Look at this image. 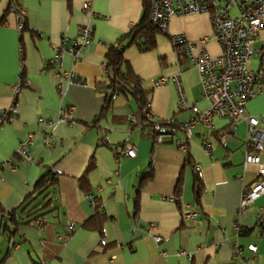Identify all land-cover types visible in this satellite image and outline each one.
<instances>
[{
  "label": "crops",
  "instance_id": "crops-1",
  "mask_svg": "<svg viewBox=\"0 0 264 264\" xmlns=\"http://www.w3.org/2000/svg\"><path fill=\"white\" fill-rule=\"evenodd\" d=\"M85 1L94 15L82 8ZM13 3L25 10L22 30L18 15L0 0V17L5 13L0 24V112L10 107L13 113L10 123L0 124V204L4 211L15 212L10 227L16 228L9 240L0 234V258L13 244L3 264H264V233L258 223L264 192L237 214L244 185L257 175L256 165L243 164L250 146L246 122L239 119L230 127L227 119L215 118L211 129L196 123L186 149L176 144L184 137L177 127L160 142L153 139L149 121L173 118L178 125L192 115L189 108L179 107L172 77L177 75L189 104L207 107L197 69L175 51L166 33L158 32L149 50L130 45L123 52L122 71L137 78L151 104L149 121L128 92L113 95L108 112L100 116L105 92L99 85L107 80L108 47L138 21L142 0ZM84 24L91 25L92 38L78 59L63 54L62 70L72 71L75 78L64 83L55 64L47 61L63 37L78 39ZM170 32L184 34L194 44V53L201 47L210 55L221 51L208 13L173 16ZM254 46L257 51L248 66L264 70V17ZM161 77L164 81L155 85ZM17 82L22 86L15 92ZM245 107L264 126V92L246 99ZM38 118L50 125L38 123ZM230 130L221 142L220 133ZM22 144L32 161L18 154ZM122 144L133 146L134 154L121 155ZM186 157L202 180L197 199ZM49 169L56 173V189L41 211H47V221L39 230L21 208ZM151 169L152 178L139 186ZM185 209L195 211L197 218H184ZM85 221L91 223L86 226ZM235 221L242 231L233 226ZM70 222L75 229L67 240H59L56 235ZM2 225L0 215V230ZM155 235L161 236L160 242L154 241ZM234 243L241 247L239 254ZM249 244L256 250L250 251Z\"/></svg>",
  "mask_w": 264,
  "mask_h": 264
},
{
  "label": "built area",
  "instance_id": "built-area-1",
  "mask_svg": "<svg viewBox=\"0 0 264 264\" xmlns=\"http://www.w3.org/2000/svg\"><path fill=\"white\" fill-rule=\"evenodd\" d=\"M5 1L9 3L8 10L18 15L17 27L21 29L24 25L25 10L22 7L17 8L13 0ZM150 2L151 21L161 32L168 35L174 49L177 45L184 47L190 64L198 71L202 97L207 101V107L204 109H200L196 104H189L177 75L172 77L179 95V107L189 108L192 112L188 121L177 125L184 137L177 138L176 144L181 149L187 148L191 128L196 123H202L208 129L213 127L215 118L227 119L231 127L239 119L244 120L247 124L246 142L251 145L252 149L244 151L243 164L256 165L257 175L251 184L243 187L237 207V214L240 216L248 205L264 192V126H261L258 118L250 115L245 107L246 99L264 92V70L255 71L248 66L250 58L257 51L254 42L263 26L264 0H151ZM82 8L88 15H94L89 1L83 2ZM203 12L210 15L213 37L220 45L221 51L217 55H210L203 47L194 53V44L184 34L170 32V20L173 16ZM77 37L78 39L63 37L61 45L56 48L54 55L47 61V64H55L64 83H70L75 78L72 71L62 70L63 54L69 53L74 60L78 59L81 51L87 47L92 38L91 25L84 24L81 26ZM200 42H204V38L200 39ZM261 52L264 56V46L261 48ZM163 81L164 78L161 77L154 84L158 85ZM23 83L28 84L27 81ZM21 86L22 83L17 82L15 92ZM138 110L144 112L146 117H152L151 104L148 100L140 103ZM129 118L130 121H133L134 114L130 115ZM12 119L11 108L2 109L0 124L10 123ZM38 123L50 125V121L43 118H38ZM174 123L173 118H168L166 125L156 120L150 124L157 142L161 141L163 135L174 131V128L170 127ZM227 135L228 132H222L219 136L220 140L224 141ZM203 145L208 149L209 143L207 141L204 140ZM18 151L26 161L33 160L23 144L19 146ZM120 153L124 156H131L134 154V147L124 144L120 147ZM183 217L195 220L197 213L191 209H185ZM45 222V218L38 217L35 219V227L40 230ZM258 223L261 232L264 233V213L260 214ZM233 226L238 227V222L235 221ZM74 229V223H67L66 231L62 235L57 234L56 236L59 240L65 241ZM153 239L158 243L161 241V236L155 235ZM233 246L235 254H239L241 252L239 244L235 243ZM247 248L250 251L256 250V246L253 244H249Z\"/></svg>",
  "mask_w": 264,
  "mask_h": 264
},
{
  "label": "trees",
  "instance_id": "trees-1",
  "mask_svg": "<svg viewBox=\"0 0 264 264\" xmlns=\"http://www.w3.org/2000/svg\"><path fill=\"white\" fill-rule=\"evenodd\" d=\"M150 1L151 0H142V13L138 21L126 33H124L119 38H117L116 41L110 44L108 47V50L106 53V61H105V72L107 75V78H106L107 80L102 81L99 85V87L104 89V92H105V99H104V103L100 111V116H103L108 112L110 105L112 103V97L116 93H121V92L130 93L133 97L136 98L137 102L139 103L138 105L139 107H140V103L148 100L143 95V91L139 85L137 78L131 76L130 74L126 72L124 73L122 71V68L125 65V59L123 57V52L126 47L130 45H135L140 51L149 50L155 46L156 34L158 32H161L150 19V4H151ZM203 13H206V12H203ZM4 15L5 13L0 17V23L3 21ZM23 27L20 30H22ZM175 51H177L178 53H182L185 56V58L187 57V54L182 45L175 46ZM139 113L143 115V119L145 120L149 119L148 117L145 116L144 112L140 111ZM167 119H157L156 121H159L161 124L166 125ZM153 121L154 120L149 121V125L152 124ZM170 127L174 128L175 130V127H177V123L175 122L174 124H171ZM150 129H151V126H150ZM229 134H231V130L228 131V135ZM152 135H153V139L156 141L155 135L153 133ZM221 142H224V141H221ZM248 147L249 149H252L251 145ZM17 152L20 155V157L23 158V156L19 153V151ZM185 159H186L185 162L192 167L193 172H194L192 189L197 199L202 192V180H201V177L197 169L195 168V165L189 162L188 157H186ZM92 163H93V160L91 159L89 163V167L92 166ZM152 175H153V171L151 169L147 178L144 177L141 179L139 186H142L148 180H150L152 178ZM179 182H180V179L177 183V186L174 192V197L176 201H178V195L180 193L179 192V189H180ZM55 189H56V173H54L53 170L49 169L36 182L34 186V194H33L34 197L30 200V202L23 205L21 208V212L26 213L27 219L31 218L30 222H32L34 226H35L36 218L38 217L45 218L44 214L47 211L45 212H41V211L49 206L51 202V196L54 194L53 192L55 191ZM30 196H32V194ZM93 199L95 200L96 198L94 197ZM36 200H38V202L32 205V203H34ZM98 205H96V207H98ZM0 215L3 220V225L1 227L0 234H5L8 237L7 239L9 240V238L13 234H15V230H16L15 227H10V224L15 222V212L13 210L4 211L0 204ZM90 223L91 221H85L84 225L87 226ZM236 229H238L239 231L243 230V228L240 225L236 227ZM10 247H8V249L6 250L5 255L0 258V264H3L5 257L9 253Z\"/></svg>",
  "mask_w": 264,
  "mask_h": 264
}]
</instances>
